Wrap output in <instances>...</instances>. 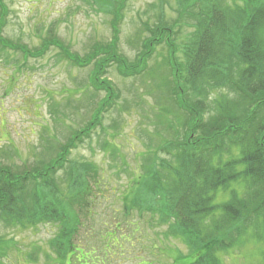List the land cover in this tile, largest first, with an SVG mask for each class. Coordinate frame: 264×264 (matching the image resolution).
I'll return each mask as SVG.
<instances>
[{"label": "trees", "instance_id": "16d2710c", "mask_svg": "<svg viewBox=\"0 0 264 264\" xmlns=\"http://www.w3.org/2000/svg\"><path fill=\"white\" fill-rule=\"evenodd\" d=\"M124 1L94 0L98 7H109L112 37L105 48L93 44L86 57L72 53L56 38L30 51L19 41L0 36V50L19 52L24 60L41 57L50 46L72 66H90L87 83L95 92L104 93L87 123L70 134L55 158L35 170L13 173L10 168H0V222L20 227L57 223L59 227L48 241L54 259L64 260L74 250L79 224L76 212L91 216L93 191L99 181L90 186L85 177L96 168L89 162L68 160L67 153L89 138L101 125V115L118 99L101 75L114 64L123 77L139 76L148 69L147 61L156 48L163 46L168 93L175 108L185 115L183 131L179 137L149 147L126 206L157 216L166 226V235L187 248L172 264H218L217 252L264 239V0H174L172 24L186 13L192 19L182 44L183 56H176L173 25L159 19L154 28L144 22L148 34L140 44L144 51L131 65L113 48ZM5 15L6 6L0 0V28ZM51 30L52 26L47 31ZM162 153L167 157L162 158ZM64 166H68V199L83 210L63 207L51 175ZM219 194L225 198L218 200ZM73 199H77L75 204ZM118 230L115 224L110 235L106 232L102 245L123 237L117 235ZM91 250L99 247L91 246ZM73 256L74 252L71 259ZM180 257L195 259L186 263ZM261 257L264 264V252Z\"/></svg>", "mask_w": 264, "mask_h": 264}, {"label": "rangeland", "instance_id": "374dc122", "mask_svg": "<svg viewBox=\"0 0 264 264\" xmlns=\"http://www.w3.org/2000/svg\"><path fill=\"white\" fill-rule=\"evenodd\" d=\"M3 1L6 15L0 36L19 41L30 51H37L43 42L56 38L72 53L86 57L93 44L105 48L111 41V14L106 9L109 7H98L94 0ZM175 16L174 0L124 1L113 48L128 65L135 63L144 51L141 41L148 35L144 22L154 28L159 19L172 24ZM191 23L186 13L172 24L177 58L183 56L182 44L191 31ZM51 26V32L47 31ZM165 54V47H157L147 61L148 69L139 76L123 77L114 64L101 75L118 99L101 115V125L93 129L89 138L67 153L68 160L89 162L96 168L85 177L90 186L99 181L93 191L96 197L91 216L76 212L79 224L74 250L63 262L54 259L48 241L56 233L57 223L20 227L0 222V264H172L179 253H187L180 240L166 235V226L157 216L140 208L128 210L126 206L145 166L143 156L149 147H156L162 139L179 137L183 131L185 115L175 108L168 93ZM89 67L72 66L50 46L41 57L26 60L19 52L0 50V168L17 173L41 167L55 158L70 134L87 123L104 95L87 83ZM160 156L167 157L163 153ZM68 166L51 176L63 207L81 210L83 207H74L67 196ZM224 198L219 194L217 199ZM76 201L73 199L74 204ZM115 224L120 228L117 235L123 237L102 245V236L106 232L110 235ZM91 246L99 250L89 251ZM262 252L264 239L217 252L215 257L218 264H263ZM30 253L33 259L28 257ZM194 259L186 257L180 261Z\"/></svg>", "mask_w": 264, "mask_h": 264}]
</instances>
